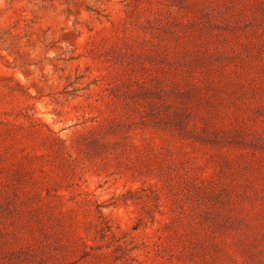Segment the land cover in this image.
Masks as SVG:
<instances>
[{"label":"rangeland","instance_id":"1","mask_svg":"<svg viewBox=\"0 0 264 264\" xmlns=\"http://www.w3.org/2000/svg\"><path fill=\"white\" fill-rule=\"evenodd\" d=\"M0 264H264V0H0Z\"/></svg>","mask_w":264,"mask_h":264}]
</instances>
